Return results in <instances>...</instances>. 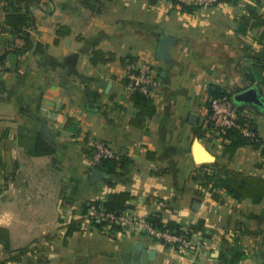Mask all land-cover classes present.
<instances>
[{
  "label": "crops",
  "instance_id": "0c3cea01",
  "mask_svg": "<svg viewBox=\"0 0 264 264\" xmlns=\"http://www.w3.org/2000/svg\"><path fill=\"white\" fill-rule=\"evenodd\" d=\"M246 6L264 15V0L219 2L194 14L170 0H0V228L13 250L39 244L20 262L8 261L0 244V264H143L132 256L146 249L155 260L145 264H227L220 260L224 239L246 252L239 264H264V199L220 192L221 204L190 180L212 164L264 179L263 149L246 145L230 155L229 141L210 122L211 88L235 95L258 86L264 99V73L255 67L264 64V29L238 32ZM6 9L29 14L31 25L13 29ZM60 26L70 35L58 38ZM162 35L174 40L169 61L158 58ZM28 40L23 53L3 59ZM96 50L115 61L93 65ZM130 60L150 64L159 80L150 97L156 113L142 128L131 124L137 111L124 81ZM239 111L264 141V108ZM92 138L126 167L93 180L85 154ZM111 193L133 196L127 212L134 219L156 217L182 230L197 225L187 249L91 225L84 204ZM73 220L79 222L69 234Z\"/></svg>",
  "mask_w": 264,
  "mask_h": 264
},
{
  "label": "trees",
  "instance_id": "16d2710c",
  "mask_svg": "<svg viewBox=\"0 0 264 264\" xmlns=\"http://www.w3.org/2000/svg\"><path fill=\"white\" fill-rule=\"evenodd\" d=\"M26 4L32 2L39 3L40 0H22ZM150 5L155 6L160 0H147ZM173 5L179 6L181 12L194 14L201 6L188 4L181 0H171ZM221 3L238 5L239 0H218ZM245 14L240 16L238 23L240 27L238 32L241 34H246L248 30L264 29V15L260 11L252 6L245 7ZM6 23L15 30H19L24 26H30L32 23V18L29 14H21L20 10H17L18 14L8 13V9L5 11ZM57 37H66L70 35V29L64 26H60L57 29ZM262 38L264 39V30L262 33ZM31 46L30 40L24 48L13 49L4 54L3 59H6L8 55H19L23 53L26 49ZM115 61V55L113 53H105L101 50H96L93 52L91 62L93 65L99 64H109ZM256 69L260 74L264 73V64L258 62L255 65ZM264 84V80L262 82ZM216 90V92H213ZM214 93V99L220 97H228L234 101V95L220 89L211 88ZM131 101L136 109L135 117L131 120V124L142 128L145 121L151 118L156 113V107L150 100V97H146L140 93H133L131 95ZM235 103V102H234ZM236 104V103H235ZM239 110V109H238ZM239 124L240 128H232L227 132L220 133L225 140L229 141L226 150L230 155H234L239 148L251 145L254 148L260 147L261 141L252 131L251 127L248 125L246 120L240 115L239 111ZM75 124L68 121L67 128L73 129ZM250 130L255 138L244 136L242 129ZM85 154L88 158L91 157L92 152L86 147ZM127 160L125 158L117 159L116 157L104 158L101 164L97 168L98 171L106 172L109 170H116L117 168H125ZM190 180L202 187L205 191L210 193L213 200L218 203H224V199L220 192H225L229 197H232L238 201L249 199L255 203L261 202L264 199V179L254 176H246L240 172L229 169L226 166H221L218 164L203 165L197 170H194L190 175ZM133 199V196L129 193H111L107 196L104 201H91L84 204V213L88 212L91 208L104 209L109 212H115L121 214L128 209V202ZM154 228L158 230H169L171 232L181 234L183 232L181 225L176 222H169L164 225L156 217H151L148 220ZM79 220H73L70 224L69 234L72 233L73 229H76ZM94 226V225H93ZM97 228L103 229L105 226H95ZM198 226L193 225L188 228V231L193 232ZM114 233H119L121 228L117 225L112 226ZM238 241V240H237ZM0 244L3 246V250L9 255L8 261L10 262H20L25 256L30 252L28 247L19 250H13L11 248L10 235L7 229L0 228ZM246 258V252L242 249V246L237 242L232 245L228 240H223V248L221 251L220 260L227 264H239Z\"/></svg>",
  "mask_w": 264,
  "mask_h": 264
},
{
  "label": "built area",
  "instance_id": "2783aa9c",
  "mask_svg": "<svg viewBox=\"0 0 264 264\" xmlns=\"http://www.w3.org/2000/svg\"><path fill=\"white\" fill-rule=\"evenodd\" d=\"M188 4L199 5L202 8H209L219 3L218 0H181ZM125 86L131 93H140L146 97H151L159 88V80L154 75L152 67L146 62L133 61L126 66ZM228 97H220L210 102V122L219 133L227 132L232 128H240L239 110ZM244 136L255 138L254 134L243 128ZM264 151V143H260ZM87 148L92 152L89 159V167L92 171L97 169L104 158H111L114 153L111 147L104 141L98 139H89ZM86 220L94 226L112 227L117 225L124 233L145 232L149 236L164 242L166 245L175 248L179 253H183L190 243V232L183 229L181 234L169 230H158L153 227L149 221L134 219L129 212L121 214L109 212L104 209L91 208L85 214Z\"/></svg>",
  "mask_w": 264,
  "mask_h": 264
},
{
  "label": "water",
  "instance_id": "95a60500",
  "mask_svg": "<svg viewBox=\"0 0 264 264\" xmlns=\"http://www.w3.org/2000/svg\"><path fill=\"white\" fill-rule=\"evenodd\" d=\"M174 45V40L170 36L162 35L160 40V45L158 49V58L163 59L164 61H169L171 57V49ZM234 101L237 108L240 110L241 106L245 105H255L260 108H264V99L261 97V90L258 86L250 88L244 92H240L234 95ZM196 116H191L192 120H195ZM91 178L93 180H106L109 177L97 169L91 171ZM198 206L199 203H196ZM132 260L135 263L145 264L148 260H155V252L152 250L146 249L144 252L137 251L132 256Z\"/></svg>",
  "mask_w": 264,
  "mask_h": 264
},
{
  "label": "rangeland",
  "instance_id": "374dc122",
  "mask_svg": "<svg viewBox=\"0 0 264 264\" xmlns=\"http://www.w3.org/2000/svg\"><path fill=\"white\" fill-rule=\"evenodd\" d=\"M171 1V0H170ZM172 2V1H171ZM199 9L198 10H200L201 8L200 7H198ZM210 8V7H209ZM203 9V8H202ZM133 61H137V60H130V61H127V63H126V66H128V64L130 63V62H133ZM139 62V61H138ZM125 80V79H124ZM87 213V212H86ZM85 215V214H84ZM185 230H188V229H185ZM38 247H39V244L38 243H33L30 247H28L29 249H30V252H35L37 249H38Z\"/></svg>",
  "mask_w": 264,
  "mask_h": 264
}]
</instances>
